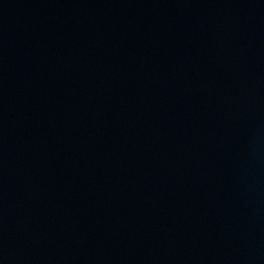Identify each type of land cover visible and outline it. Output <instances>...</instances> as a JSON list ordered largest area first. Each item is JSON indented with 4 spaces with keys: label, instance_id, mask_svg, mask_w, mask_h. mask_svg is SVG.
I'll list each match as a JSON object with an SVG mask.
<instances>
[{
    "label": "water",
    "instance_id": "95a60500",
    "mask_svg": "<svg viewBox=\"0 0 264 264\" xmlns=\"http://www.w3.org/2000/svg\"><path fill=\"white\" fill-rule=\"evenodd\" d=\"M0 264H264V0H0Z\"/></svg>",
    "mask_w": 264,
    "mask_h": 264
}]
</instances>
